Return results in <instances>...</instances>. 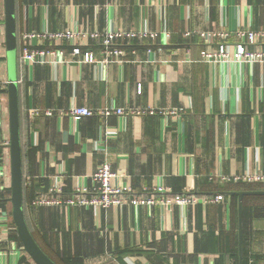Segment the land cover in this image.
I'll list each match as a JSON object with an SVG mask.
<instances>
[{
    "label": "crops",
    "instance_id": "1",
    "mask_svg": "<svg viewBox=\"0 0 264 264\" xmlns=\"http://www.w3.org/2000/svg\"><path fill=\"white\" fill-rule=\"evenodd\" d=\"M0 14H5L0 0ZM18 100L23 159V208L30 232L55 264H239L238 196L264 183L225 182L222 175H264V63H213L207 51L235 52L238 30L264 31V0H15ZM98 30L158 33L123 43V62L103 63L88 36L62 47L72 62L23 61L26 32ZM191 31V35H187ZM166 32L170 36H166ZM227 32L208 43L201 33ZM81 54L72 55L74 47ZM255 45L247 49L255 50ZM93 52L96 62L83 61ZM8 78L5 26H0V78ZM8 86L0 99V264H38L13 216ZM182 108L181 116L143 113L73 119V106ZM35 109L55 114L33 115ZM65 112L64 114H60ZM109 162L114 183L135 193L159 184L214 204L93 207L37 205L32 200L61 183L69 195L92 186ZM245 204L264 206V195ZM250 218L249 264H264V217ZM238 254V260H237Z\"/></svg>",
    "mask_w": 264,
    "mask_h": 264
},
{
    "label": "built area",
    "instance_id": "2",
    "mask_svg": "<svg viewBox=\"0 0 264 264\" xmlns=\"http://www.w3.org/2000/svg\"><path fill=\"white\" fill-rule=\"evenodd\" d=\"M5 26V14H0V26ZM191 31H187V35H191ZM240 42L236 45L235 52H231L228 45L222 44L218 50H207L203 54V60L213 63H264V31H244L238 30L236 32ZM88 36L89 38L99 41L102 45L104 53L103 63L109 62H123L127 56V50L123 46L126 40L132 41L135 39H151L156 40L158 33L149 30L139 31H125V30H111L101 32L98 30L91 31L90 33H82L74 29H67L63 31H49L44 30L40 32H26L23 35L24 47L22 49V59L29 64L34 63H54L59 61V57L62 58V62H72V59L66 57V50L62 47H32L33 41L39 43L38 45H45L46 41L53 45H66L71 43L72 45H78L80 40ZM166 36H170L166 32ZM201 36L208 43L214 37L227 38L229 34L227 32L219 33H201ZM247 45H255V50L247 49ZM81 54L79 47H74L72 50L73 56ZM85 62H96V57L93 52H87L84 56ZM9 80L6 77L0 78V99H2V91L8 86ZM185 112L182 108H150L143 109L138 107H116L107 106L101 109H91L86 106L73 105L68 114L75 120H79L84 116H92L95 114H101L109 116L112 114L117 115H138L143 113L159 114V115H176L181 116ZM61 112L60 114H64ZM33 115L44 114L46 116H52L55 114L54 109H35L32 111ZM0 144L8 145L9 142L5 139H0ZM117 173L113 171L111 164L105 162L98 167V169L91 175L92 186L79 185L75 188L74 192L67 195L64 192L63 185L61 183H55L47 194L37 195L32 204L37 205H68V206H84L93 207L96 210L107 209L111 207H121L126 204H132L135 206H149L156 205L170 206L173 204L187 207L202 202L203 204H214L221 202L225 199L223 194H218L211 197L199 198L196 195L188 193H173L171 189L167 188L163 184L156 185L149 193H135L130 186H122L114 183V179ZM222 181H245L254 183H264V175L260 173L237 175L229 177L222 175L220 177ZM2 239L0 238V244Z\"/></svg>",
    "mask_w": 264,
    "mask_h": 264
},
{
    "label": "water",
    "instance_id": "3",
    "mask_svg": "<svg viewBox=\"0 0 264 264\" xmlns=\"http://www.w3.org/2000/svg\"><path fill=\"white\" fill-rule=\"evenodd\" d=\"M5 38L8 61V96L11 125V167H12V202L13 216L19 236L25 249L38 264H55L39 247L28 227L23 208V159L20 138L19 100H18V60H17V29L15 0H4ZM238 196L239 221V264H243L244 238V197L246 195H264V190L240 191Z\"/></svg>",
    "mask_w": 264,
    "mask_h": 264
},
{
    "label": "trees",
    "instance_id": "4",
    "mask_svg": "<svg viewBox=\"0 0 264 264\" xmlns=\"http://www.w3.org/2000/svg\"><path fill=\"white\" fill-rule=\"evenodd\" d=\"M250 211L252 212V218L264 217V206H251L245 204L244 200V238H243V264H249V236L247 233V222L250 218ZM238 260V254H237Z\"/></svg>",
    "mask_w": 264,
    "mask_h": 264
},
{
    "label": "rangeland",
    "instance_id": "5",
    "mask_svg": "<svg viewBox=\"0 0 264 264\" xmlns=\"http://www.w3.org/2000/svg\"><path fill=\"white\" fill-rule=\"evenodd\" d=\"M1 8H3V7H2V2H1V7H0V9H1Z\"/></svg>",
    "mask_w": 264,
    "mask_h": 264
}]
</instances>
